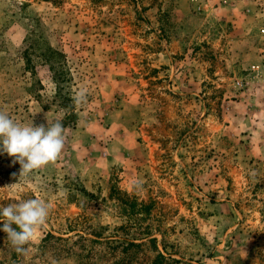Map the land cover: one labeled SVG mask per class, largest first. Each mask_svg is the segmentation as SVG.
Masks as SVG:
<instances>
[{
    "label": "rangeland",
    "instance_id": "rangeland-1",
    "mask_svg": "<svg viewBox=\"0 0 264 264\" xmlns=\"http://www.w3.org/2000/svg\"><path fill=\"white\" fill-rule=\"evenodd\" d=\"M262 29L264 0H0V111L65 137L27 176L0 152V207L50 206L0 264H264Z\"/></svg>",
    "mask_w": 264,
    "mask_h": 264
},
{
    "label": "clouds",
    "instance_id": "clouds-1",
    "mask_svg": "<svg viewBox=\"0 0 264 264\" xmlns=\"http://www.w3.org/2000/svg\"><path fill=\"white\" fill-rule=\"evenodd\" d=\"M79 103L86 99V90H80L76 97ZM63 125L57 121L51 126L40 124L22 126L0 111V152L14 157L20 164L21 176H27L49 163L55 162L64 147ZM50 206L41 199L20 200L0 207L2 230L7 240L19 253L25 251L34 235L46 224ZM16 225L13 228L12 225ZM18 229V230H17Z\"/></svg>",
    "mask_w": 264,
    "mask_h": 264
},
{
    "label": "trees",
    "instance_id": "trees-1",
    "mask_svg": "<svg viewBox=\"0 0 264 264\" xmlns=\"http://www.w3.org/2000/svg\"><path fill=\"white\" fill-rule=\"evenodd\" d=\"M53 54H54V52H51V55H52L51 58L50 57H46L45 60L50 61L52 59L51 61H53V63H55L56 60L53 58ZM60 74L61 73H58L57 75H55L56 77H54L56 79V84H58V85H56V87L58 88V91H57L55 96H56L57 100L59 101V103H64L62 105L64 107H66V102H64V101H66L68 98H66L65 96H62L61 93H60L61 92L60 82L63 81V79H64L63 77L59 76Z\"/></svg>",
    "mask_w": 264,
    "mask_h": 264
},
{
    "label": "built area",
    "instance_id": "built-area-1",
    "mask_svg": "<svg viewBox=\"0 0 264 264\" xmlns=\"http://www.w3.org/2000/svg\"><path fill=\"white\" fill-rule=\"evenodd\" d=\"M262 33L264 34V29H262Z\"/></svg>",
    "mask_w": 264,
    "mask_h": 264
}]
</instances>
